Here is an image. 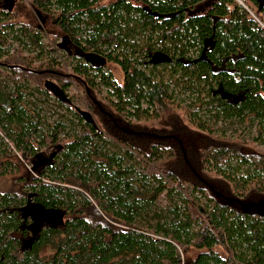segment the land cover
<instances>
[{
	"label": "trees",
	"instance_id": "1",
	"mask_svg": "<svg viewBox=\"0 0 264 264\" xmlns=\"http://www.w3.org/2000/svg\"><path fill=\"white\" fill-rule=\"evenodd\" d=\"M3 2L0 177L12 158L60 149L0 190V264H264V0ZM23 91L66 115L26 113ZM244 121L248 141L216 127Z\"/></svg>",
	"mask_w": 264,
	"mask_h": 264
},
{
	"label": "rangeland",
	"instance_id": "2",
	"mask_svg": "<svg viewBox=\"0 0 264 264\" xmlns=\"http://www.w3.org/2000/svg\"><path fill=\"white\" fill-rule=\"evenodd\" d=\"M106 3V1H104ZM31 14L35 17L36 23L41 27V31L43 32V37L41 38L40 42L43 45V48L48 51H52V54L59 55L62 52L56 51L55 45L52 44L48 39L47 36H53L57 32L54 27H52L47 19V17L43 15H39L37 18V13L35 11L31 10ZM21 20V19H19ZM24 20V19H23ZM22 20V21H23ZM56 41H59V37L56 38ZM54 50V51H53ZM26 52V51H25ZM59 60L65 65L68 66V62L70 61V58H63L59 57ZM107 69L111 72L114 79L118 82L121 81V72L118 69L117 66L114 64H107ZM1 80V79H0ZM1 84V83H0ZM1 87V85H0ZM7 91L10 90V87L6 89ZM24 92V91H23ZM22 92V93H23ZM72 94H80L79 91L71 87L68 91ZM181 97L186 98V94H180ZM24 100H29L33 102V104H24ZM41 96L35 92L31 93V95H26V93H23L22 98V104L24 108H29L26 113L30 114L34 110V106H40L42 108L41 112L39 113L41 116H43V119L47 123H53L57 120H61L60 115H66V112L63 110V108L59 107L58 104L53 101L54 99H51L47 102V104H43L41 101ZM192 101L191 97L186 98L185 102ZM78 104V103H77ZM80 105V104H79ZM82 107V105H80ZM83 109V108H81ZM40 126L42 128H46L45 124L42 122L40 123ZM223 126L226 127L225 134L227 136H230L232 138H240L243 141H248L252 136L256 133V128L254 126H248L247 121L241 122L239 124H234L232 126H227V124H219V122L216 123V127ZM1 137V136H0ZM2 138V137H1ZM7 139V138H6ZM4 140V138H3ZM9 139L5 142H8ZM10 142V141H9ZM255 148L259 151H264V143L263 144H254ZM60 149V145H50L43 147L40 151L35 153L32 157H30L27 160H24L22 157H16L9 160L11 161V164L14 165L12 167L10 164L7 166L6 171L4 173V176L0 177V190L3 189H11V185L17 182V179L20 178L22 180H27L31 177L36 176L45 166L49 165L51 163V158L54 154H56ZM110 151H112L109 148ZM129 164V162H127ZM12 167V168H11ZM137 166H134V169H136ZM13 171H12V170ZM12 171V172H11ZM132 176V175H131ZM133 177V176H132ZM30 198V197H29ZM175 197H173L174 199ZM32 200V199H31ZM30 200V201H31ZM167 198L165 197V194H160L156 200V205L153 207L154 209H157L161 213H166L165 210L168 208L167 206ZM151 215V213H148ZM138 219V218H137ZM194 251H191L188 254V260H190L194 256ZM182 264H188L186 260L182 262Z\"/></svg>",
	"mask_w": 264,
	"mask_h": 264
},
{
	"label": "water",
	"instance_id": "3",
	"mask_svg": "<svg viewBox=\"0 0 264 264\" xmlns=\"http://www.w3.org/2000/svg\"><path fill=\"white\" fill-rule=\"evenodd\" d=\"M257 22H258V21H257ZM211 45H212V44H211V38H210V37L204 39V41H203V46H202V51H201V55H200L199 59H200V58L202 59V56L204 55L205 51L208 50V49L210 48ZM218 91H219V89H218L216 92H218ZM220 96H221V98H223V99H232L233 102H235V101L238 100V97L233 96V95H229V94H226V93L221 94ZM28 197H30V194L28 195ZM28 207H29V209H30V205H29ZM55 219H56V218L54 217V218H53V221H55Z\"/></svg>",
	"mask_w": 264,
	"mask_h": 264
},
{
	"label": "flooded vegetation",
	"instance_id": "4",
	"mask_svg": "<svg viewBox=\"0 0 264 264\" xmlns=\"http://www.w3.org/2000/svg\"><path fill=\"white\" fill-rule=\"evenodd\" d=\"M2 4H5V3L3 2V0H0V5H2ZM27 205H28V203H27ZM29 210H34V208H30V209H29V207L26 206V208L24 209V214H28ZM25 216H26V215H25ZM31 219H32V218H31ZM26 222H27V219H25V220L23 221V226L21 227V231H23L24 233H22V232L20 231V233H19L18 235H15V236H14V237H15L16 239H18L19 241H21L22 239H23V240H27V239H24V238H26L27 235H28L27 230H25V229H27V224H26ZM30 229L35 230L33 225L30 226Z\"/></svg>",
	"mask_w": 264,
	"mask_h": 264
},
{
	"label": "built area",
	"instance_id": "5",
	"mask_svg": "<svg viewBox=\"0 0 264 264\" xmlns=\"http://www.w3.org/2000/svg\"><path fill=\"white\" fill-rule=\"evenodd\" d=\"M241 4V3H240ZM242 5V4H241ZM243 6V5H242Z\"/></svg>",
	"mask_w": 264,
	"mask_h": 264
}]
</instances>
